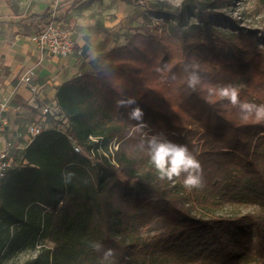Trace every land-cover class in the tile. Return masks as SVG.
I'll return each instance as SVG.
<instances>
[{"label":"trees","instance_id":"16d2710c","mask_svg":"<svg viewBox=\"0 0 264 264\" xmlns=\"http://www.w3.org/2000/svg\"><path fill=\"white\" fill-rule=\"evenodd\" d=\"M222 2L183 0L172 12L150 6L163 13L167 34L144 27L57 87L63 127L37 135L0 185V259L7 248L48 241L52 247L22 264H111L108 248L114 264H152V253L160 264H264V121L243 119L218 95L234 87L242 102L264 103L263 34L218 12ZM191 8L196 20L186 23ZM49 20L47 10L11 23L29 36ZM225 21L224 33L216 26ZM129 97L134 105L118 103ZM134 107L142 120L131 118ZM153 138L186 146L202 186L183 190V174L161 179L150 160ZM225 203L256 210L194 213Z\"/></svg>","mask_w":264,"mask_h":264},{"label":"crops","instance_id":"0c3cea01","mask_svg":"<svg viewBox=\"0 0 264 264\" xmlns=\"http://www.w3.org/2000/svg\"><path fill=\"white\" fill-rule=\"evenodd\" d=\"M123 6L128 8L126 0H78L70 2L64 9L57 7V20L71 28L81 53L40 58L28 36L17 34V28L11 22L50 10L52 0H0V99L9 96L14 101L12 106L30 110L57 104V87L79 75L92 61H97L100 53L112 48L116 39L112 32L122 19ZM30 69L36 93L25 84L16 88L20 77ZM7 135L15 136L8 130Z\"/></svg>","mask_w":264,"mask_h":264},{"label":"rangeland","instance_id":"374dc122","mask_svg":"<svg viewBox=\"0 0 264 264\" xmlns=\"http://www.w3.org/2000/svg\"><path fill=\"white\" fill-rule=\"evenodd\" d=\"M128 2V8L122 7L121 11L123 14L120 16L122 19L120 23L114 27L112 32L113 36L116 38L111 47H116L126 44L131 36L136 33L144 32V27L150 29V31H157L158 33L167 34V22L163 20V13L149 10V7L162 10V11H175L176 8L182 3L183 0H126ZM221 14L231 18L236 21V24L243 26L246 29H258L262 32V37L258 38V43L264 46V0H223L221 5L216 9ZM196 13L194 8L186 14V23H191L196 20L193 14ZM171 21V18L169 19ZM158 29H155L156 26ZM221 32H227L230 29V24L226 21L221 26H216ZM110 50V49H109ZM107 52V51H105ZM98 61L100 56L98 55ZM105 64V62L101 63ZM86 69H94V64L87 67ZM83 71V70H82ZM17 84V85H16ZM16 88L20 87L22 83H16ZM253 101L259 105H264L263 102L252 98ZM10 103H14L13 99L9 97ZM8 117V128L10 135H17V133H23L24 128L29 123L39 122L45 126H57L62 128L63 122L57 119H53L49 116H43L40 110L20 108L19 110H14L13 106L7 111ZM115 141V140H114ZM116 144H113V148H116ZM23 154L18 156V163L21 162V157ZM2 183H0L1 185ZM183 190H189L183 184H180ZM256 210V206L253 204H234L225 203L224 205L217 208H201L197 206L194 209V213L202 216H223L226 214L242 213L246 211ZM144 234V233H143ZM52 247V244L48 241H43L42 244L37 245L34 249L28 248L22 252H18L15 248L5 249L6 253L3 258L0 259V264H22L26 260H29L38 254L42 248ZM152 264H160L161 257L157 253L149 254L147 257ZM95 264H105L103 261H98Z\"/></svg>","mask_w":264,"mask_h":264},{"label":"built area","instance_id":"2783aa9c","mask_svg":"<svg viewBox=\"0 0 264 264\" xmlns=\"http://www.w3.org/2000/svg\"><path fill=\"white\" fill-rule=\"evenodd\" d=\"M66 0H52V7L49 10V22L43 27L40 32L33 33L28 36V39L39 52L40 58L44 55H52L58 57H68L74 53H81L77 49V43L73 37L71 28L64 22L54 19L56 18V9ZM32 70L24 73L19 83L25 84L32 93L37 92V88L32 84ZM12 107L9 96L0 99V183L7 177L9 171L23 165L24 160L21 157V162L17 159L27 146L39 135L44 129L50 128L39 122L29 123L25 126L23 133H17L13 137L7 135L8 118L5 112ZM14 110H19L18 106H13ZM43 116H49L53 119L62 121L63 116L57 104H47L40 108ZM73 149L75 152H80V146L71 137ZM92 153V152H91ZM90 154V153H89Z\"/></svg>","mask_w":264,"mask_h":264},{"label":"clouds","instance_id":"9594fccd","mask_svg":"<svg viewBox=\"0 0 264 264\" xmlns=\"http://www.w3.org/2000/svg\"><path fill=\"white\" fill-rule=\"evenodd\" d=\"M188 86L195 88L200 83V78L195 72L188 77ZM210 93L215 92V89H210ZM218 95L221 99H227L228 102L238 107L242 118L247 120L253 116L257 122L264 121V105H256L251 102H242L239 98V93L234 87H221L218 90ZM118 103L121 106H130L136 103L135 98L129 97L125 100H120ZM144 113L139 107H134L130 113L132 119L142 120ZM150 160L161 179L172 180L173 178L184 176L183 184L186 188H198L202 186L201 165L199 161L189 152L188 148L183 145L157 141L155 138L150 141ZM71 177V173L68 174ZM96 250L99 251L102 245L97 244ZM114 251L111 248L104 250V260H110L114 264Z\"/></svg>","mask_w":264,"mask_h":264}]
</instances>
